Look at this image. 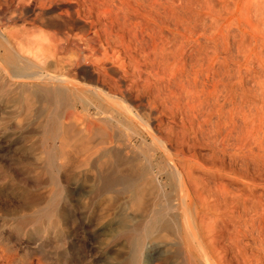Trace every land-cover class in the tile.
Masks as SVG:
<instances>
[{"label":"rangeland","instance_id":"obj_1","mask_svg":"<svg viewBox=\"0 0 264 264\" xmlns=\"http://www.w3.org/2000/svg\"><path fill=\"white\" fill-rule=\"evenodd\" d=\"M142 1L140 11L134 8L143 18L131 12L127 17L120 10L115 34L103 42L128 78L142 91H151L152 106L161 109L151 122L157 126L159 121L163 133L168 131L164 137L171 149L138 140L85 164L84 157L82 162L69 152L72 158L59 169L57 156L49 159L52 153L43 149L41 127L48 105L29 96L26 88L35 81L20 77L26 62L15 58L6 64L9 72L0 66V264H131L130 243L136 236L131 228L140 224L135 216L152 208L154 201L168 209L169 202L184 199L192 200L193 212L201 215L198 237L208 243L216 264H264V0H153L150 7L148 0ZM0 3V18L10 19V4ZM32 17L3 22L26 36V44L39 33ZM82 81L78 84L86 86ZM22 83L27 84L24 90ZM124 128L126 139L132 132ZM175 164L186 177L182 186L164 173ZM113 173L126 174L136 183L130 187L120 182L111 191L103 180Z\"/></svg>","mask_w":264,"mask_h":264},{"label":"bare ground","instance_id":"obj_2","mask_svg":"<svg viewBox=\"0 0 264 264\" xmlns=\"http://www.w3.org/2000/svg\"><path fill=\"white\" fill-rule=\"evenodd\" d=\"M0 1L10 4L9 5L10 8H8V9H11L9 11V14L10 15L13 14V16L10 17V19H8L9 17L6 18L7 17L6 15L5 21L4 19L0 18V66L3 69V71L4 70L8 71L6 64L10 63L11 61L13 62L15 58H17V60L20 62L21 61L26 62L25 64H27L28 68H26L27 69L26 70L23 67V69L26 70V72H22V74L20 73L21 74L20 77H25V78L31 79L32 81L34 80L35 82L30 84L29 88H26L29 90V93L30 91L32 92L31 94H29V96L31 95L33 97L35 96V98L37 97L36 99L37 100L39 99L41 103L48 105L47 107L43 106V107H46V111H47L46 115H48L46 117L47 120L45 124L44 125L42 124L43 126L41 127L42 128L41 132H42V136L44 140L43 149L50 151L49 154L52 153V156L51 154L50 155L48 154L49 159H51L50 157H53L56 159V156H57V160L55 161L56 163H58L59 169H61L62 167L64 168V166L68 164V160L72 158L70 157L69 152H74V154L76 153V155L78 154L79 156H81L80 159L82 160V162H83L82 157H84L83 163L85 164L86 161H89L92 158H100V159L105 158L116 147H120L119 149L121 148L127 149L130 146H133V141H138V140L141 141L142 143H147L150 140L152 141L151 142L152 144L154 143L155 145H158L159 148L165 151H167L170 146L172 147L171 142L164 137V134H168L167 133L168 131L166 133H163V129H161V124L158 120H156V122L158 121L159 123L157 124V126H155L151 122V119L154 118V116H160L159 112L161 111L160 108H157L160 110L158 111L155 107L152 106L151 100H150L151 97L149 95V92L151 91L148 89L147 90L149 92L147 90L142 91L141 88L143 87L139 89L137 82L133 83L130 77L128 78L126 73L119 66L116 65V61L114 59H118V58L114 57L112 60V56L109 57V53L107 52L108 50H106L107 48H105V45H104L105 42H103L104 40L103 37L106 40H108V36L110 35V33L116 32L115 30L113 31V29L115 28L116 23H119V21L121 20L122 15H120V12H123V11H120V10H125V16L129 15L130 12L135 15L137 14L136 9H138V3L141 2L142 0H136V1L135 0H27V1L0 0ZM149 1L153 2V0H148V2ZM25 2H28L27 4L28 6H25L26 5ZM148 2H146L147 5H148ZM151 2H149L148 7H150ZM133 4H136V5H133ZM142 4H145V3H142ZM131 5L133 9L130 11L129 7ZM134 6H136L137 8L135 9ZM8 9L6 8L4 10H8ZM138 11L140 10L138 9ZM49 12H51V14L47 15ZM0 13H2V11H0ZM16 13H18V15H16ZM139 13L140 12H138V14ZM26 14H32L33 17L30 20L32 21V24H34L35 29L36 27L38 28L37 30H39V33L36 30L37 34H35V36L34 35L32 36L34 38L33 39L29 38L30 40L29 39H28L29 41L26 40V44H25V42H23V38H26V36L23 37L20 34L21 32H19L18 30H14L15 27L14 28L5 27V23L8 22L6 19L12 20V22L16 21L17 18H21L20 20H22ZM138 14L135 15L137 18L142 16L141 14L140 15ZM125 16L123 18H125ZM123 18H122V21H123ZM141 18H143V16ZM125 19L126 21H128L130 18L128 19L125 18ZM35 29L33 28V30ZM50 29H52V32L47 31ZM161 31L163 32V30ZM31 33L33 34L36 32L34 31ZM135 33L137 34V32ZM113 34L115 33H112V35ZM136 39L137 37L135 38V40ZM138 40L139 39H137V41ZM153 41H155V43L157 42L156 40H153ZM106 44H110V43H106ZM162 45H161V48L163 47ZM111 51L113 55V50ZM145 54L146 53H144V55ZM8 74L9 73H7V75ZM12 76H16V75H12ZM80 79L86 81V86L84 85L85 83L84 84L81 83L83 86L78 84L79 83L78 81H80ZM3 80H5V78ZM22 81L24 82L23 78H22ZM20 85L23 86V87L21 86V88L24 90V85H27V84L23 85L22 83ZM146 85L147 84H145L144 87H146ZM18 89L16 91H18ZM28 90L25 92L28 93ZM140 93H143V94H140ZM23 95H25V93H23ZM33 101L35 100L33 99ZM23 107H26V106H23ZM25 110L27 111V109ZM49 116H55V118H52ZM38 126H41V125H38ZM120 126H122V128L125 127L126 130H130V132H132L130 134H128L129 132H127L126 139L123 138V133H122L123 129ZM30 128H31V125H30ZM38 141H39V138H38ZM141 142L139 145H141ZM178 149L179 148L177 147L176 150ZM141 154H144V153L141 152ZM124 158L125 157H123V159ZM80 159L78 157L79 161ZM130 159L132 160V158ZM75 162H76V159H75ZM80 164H82L81 161H80ZM122 164H125V163L123 162ZM176 164H175L176 168H173L167 171L165 168L164 173H166L168 176L176 177V179L180 183V186H182L181 182H185L186 177L184 176L185 174L183 175L182 173L181 174L179 173V171L181 172V170L179 169L178 171ZM74 166L76 169L78 165L77 166L74 165ZM119 167L121 166L119 165ZM102 170H103V167H102ZM112 172H114V170ZM120 172H122V170H120ZM131 172H134V171L131 170ZM102 173L104 172L102 171L99 174H102ZM125 175L126 174H123V175L120 174L117 176V174L115 173H113L110 176L104 175L105 180L103 181H105L106 183V184L104 183L105 187L107 185V188L112 191V189H114V186L120 182L124 183L125 186L126 184H128V185H131L130 187H132L131 183H136V182H132L135 180L130 179L127 177V175L126 176ZM135 176H136V173H135ZM135 176L133 177L135 178ZM82 179H84V177ZM83 181L85 182V180ZM141 186H142V182H141ZM130 187H127V188H130ZM162 188L163 187H161V189ZM137 191H138L137 196L138 197L139 195L141 196L142 195L141 192H139V190ZM139 199L140 197L138 198V200ZM184 202L185 203L173 202L172 204L169 202L171 206L168 207L167 209V206L163 207L162 205H160V207H157L156 205H159V204H157L158 202L155 203L154 201L152 202L153 203L152 208L151 206H149L151 209H149V207L147 206L145 208L146 210L144 209V211L146 212L141 213V214L139 213L140 215H136V216L134 214L135 218L139 220L140 224L139 225L137 224V226L133 228L129 227L131 228L133 232H135L133 234H136L134 238L132 236L130 237V239L133 238L132 243L130 244H133L132 246L134 247L132 248L134 250L132 251L134 252V255L130 254L131 256L133 255L131 264H216V262H214L213 259L211 258L212 256H210L209 252L207 251L206 244L208 245V243H205L204 240L198 237L199 234L201 233V223H202V220L200 219L201 215L199 216L197 213L193 212V209L195 206L193 205L194 202L192 200L186 202V199H184ZM170 210L172 211V213H170L171 212ZM202 230H203V227H202ZM148 240L150 241L152 240L151 247L148 250L149 252L145 251L146 250L145 248L147 245L146 241L148 242ZM193 240H196V242H198L197 246L199 245L201 248L198 247L199 249H197L193 244L194 243ZM211 241L212 240L210 239V243ZM129 261L127 260V263H129ZM219 262L221 263V261Z\"/></svg>","mask_w":264,"mask_h":264}]
</instances>
